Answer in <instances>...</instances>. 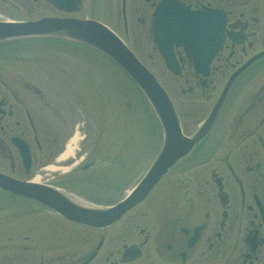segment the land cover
Instances as JSON below:
<instances>
[{
  "label": "flooded vegetation",
  "instance_id": "flooded-vegetation-1",
  "mask_svg": "<svg viewBox=\"0 0 264 264\" xmlns=\"http://www.w3.org/2000/svg\"><path fill=\"white\" fill-rule=\"evenodd\" d=\"M53 1L62 6H54L50 0H0V21L41 17L94 19L121 36L135 53L143 50V39L150 41L156 50L151 20L162 0ZM164 1L180 4L192 12L212 9L224 13L223 38L210 60L207 76L193 71L192 61L182 45L172 44L181 72L189 69L193 74L184 77L188 85L186 93L199 89L200 95L208 98L210 90L217 88V99L230 74L255 53L264 51V0ZM76 2L80 3L78 9ZM20 7L28 10L30 16L34 10H43L37 17L26 18L16 15ZM203 20L195 27H205L206 18ZM210 24L216 26L213 31L217 36L219 21L211 20ZM12 42L0 43V173L25 181H35L37 177L46 190L58 191L82 207L113 204L117 200L114 194L124 195L121 193L126 190L127 175L141 169L137 182L155 160L159 134L155 136L154 155L144 167L146 156L142 155V146L134 142L127 145L122 131L115 144L109 141V130L103 139L101 132L94 143L90 142L89 116L84 114L80 120H70L74 103L79 100L82 107L84 102L93 103L90 117L96 118L98 129H107L109 89L95 81L92 67L83 66L76 81L71 64L59 62L54 66L50 56L43 52L46 47L69 52L80 45L69 42L32 45L41 47L38 60L37 51L31 55L30 50L22 48L30 44ZM17 61L19 66L15 64ZM29 61L41 63L51 90L45 84L39 85L40 80L31 79L27 73ZM263 66L264 56L235 78L205 138L119 219L105 227H91L65 219L45 208L50 207L45 204L29 203L25 206L41 207L53 215L49 220L40 219L38 232H33L49 237L36 241L33 235L12 233L8 241L23 239L20 243H25L15 246L19 252L10 245V254L2 263L264 264V75H254ZM239 89L243 93L247 89L248 103L235 112L230 128H224L215 138L214 128L222 109ZM207 114L186 135L193 134ZM73 137L75 143L71 142ZM68 145L72 153L64 155ZM36 165H40L38 170H44L43 176H32ZM166 194L170 195L167 201L163 199ZM154 196H162L164 201L159 202L161 198L155 200Z\"/></svg>",
  "mask_w": 264,
  "mask_h": 264
},
{
  "label": "rangeland",
  "instance_id": "rangeland-1",
  "mask_svg": "<svg viewBox=\"0 0 264 264\" xmlns=\"http://www.w3.org/2000/svg\"><path fill=\"white\" fill-rule=\"evenodd\" d=\"M20 8L21 9L17 11L16 15L24 16L26 18L28 16L37 17V13L43 10V8L34 10L31 13L32 15L30 16L27 13L28 10L26 11L22 7ZM142 43L144 48L142 51H138L137 55L142 60V62L154 73L158 81L169 93L176 111L182 114V117H180V119L185 132L188 134L191 133L195 129L199 120L204 117V115L209 111L212 103L217 97L219 89L217 90L216 88L214 91L210 90L211 95L208 98H205L204 95L201 96L199 89H194L193 93L190 94L186 93V88L188 85L184 83V77L187 75L190 76V74H192L191 70L183 69L179 76L173 75L166 69L164 63L160 60V56L158 55L157 51L152 48V44L150 43V41H145V39H143ZM29 44L30 45H28V47L33 49V52L30 53L32 55L35 53L34 48L32 47L33 43ZM36 51L38 60H41V50L37 49ZM43 52L44 54L50 56L49 58L54 62V64H52L54 66L58 65L59 62L65 66H69L71 64L72 66H70L73 70V76L76 81L77 79H79L78 76L82 74L81 68H83V66H90L93 68V72L91 74L92 77H95V81L99 80L107 87V89H109L110 109L105 113L109 114V120L106 123L109 128L104 130L97 128L96 118L90 117V114L93 111L94 104L89 102H84L82 107L79 100H77V102L74 103L75 110L74 113H72L73 115L70 117V120H80L82 119V117H84V114H87L90 118L88 139H91L90 142L93 143L95 142V139L99 138L101 132H103L101 136V139H103V134H105L106 131L109 130V141L111 142V144H115L116 142H118L117 137H119L118 134L121 133V130H126L127 133L133 130L138 138L136 144H141V146H144L143 150L148 152L146 158L143 159L142 167H144L148 163V160L151 159L154 155L155 147L154 146L151 151L152 146L150 145V143L153 139V132L150 128V107L146 105L143 98H141L139 93L136 92L135 86L128 79V77L123 72H121L116 65L112 64V62L109 63L106 59L99 56L98 52L96 51L91 52L89 50L76 49L74 51L68 52L66 49L58 50L46 47L43 49ZM19 61L15 63L17 66H19L20 64ZM215 72H213L214 75L217 74H215ZM27 73L32 80H40L43 82L42 83L39 81V85L42 86L45 84L48 88H50V85L45 82V72L42 71L40 62L34 63L32 61H29L27 64ZM50 75L58 77V74L56 73H51ZM254 75H264V66L261 67V69H259L258 71H255ZM54 77L46 76L47 79H52ZM215 84L216 87H218L219 82ZM51 89L52 86L48 90ZM182 89H184L185 92H183ZM246 90L247 89H245L244 93L242 89L235 91L232 97L227 100V105L224 107V109H222L220 118L217 120L214 128L215 138L219 135V133H221L224 128H226V130L230 128L231 121L235 116V112H240L244 108L246 103H248L249 99H246ZM136 95L137 98L135 97ZM118 109L120 110L118 111ZM261 115L262 113H260L256 117V119L260 118ZM120 116L122 117L121 119H119ZM228 125L229 127H227ZM129 138L133 142L135 141V138H132L131 136ZM115 149L118 150V147H115ZM115 154L117 153H112V155ZM39 167L40 165L35 166V168L32 170V176L39 174L43 176L44 170H38ZM139 171L132 173L131 175H127V182L124 189L134 184V182L140 175ZM21 176L22 175H19V177ZM168 196L170 195L166 194L165 196H163V199L167 201ZM156 197L158 196H154L155 200L157 199ZM15 198L16 197L11 198L5 195H0V264L3 260H6L7 255L10 254V252L8 251V249L11 250L12 248V246L10 245H13V251L19 252L21 250L15 248V246H20L25 243H20L24 241L23 239H21L20 242H17V240L8 241L12 233L23 232V235L30 234L33 235V238L36 241H43L46 235V240L49 237V234L36 235L33 232H38L39 228L36 226L40 225V219L45 218L46 220H49L51 219V217H53V215L51 213L48 214L49 212L40 207H27L25 206V204L28 203L27 201L19 199L15 200ZM158 198H161V200H158L159 202L164 201L162 199V196ZM196 207H199L197 203Z\"/></svg>",
  "mask_w": 264,
  "mask_h": 264
},
{
  "label": "water",
  "instance_id": "water-1",
  "mask_svg": "<svg viewBox=\"0 0 264 264\" xmlns=\"http://www.w3.org/2000/svg\"><path fill=\"white\" fill-rule=\"evenodd\" d=\"M57 4L56 2H54ZM166 6L160 8L157 16V26L162 28L167 23ZM222 30H218L217 37H221ZM40 35H58L70 38L98 49L116 62L127 75L141 89L152 108L154 109L161 128L163 130V144L157 160L151 165L142 180L135 186L131 193L116 205L107 208L77 207L70 200L58 192L46 190L43 186L5 178L0 175V189L19 196L31 198L38 202L54 206L50 207L64 217L92 226H104L119 218V216L131 205L142 199L157 179L176 160L186 155L209 130L215 115L217 114L224 95L233 80L241 70L256 58L264 55V51L255 55L242 67L237 69L224 87L219 99L213 106L201 128L192 136L186 137L181 133L180 125L174 108L164 90L148 71L125 46L120 38L100 22L91 20H68L43 18L37 21L27 22H0V42L21 37ZM155 39L159 52L167 67L174 73H178V64L172 51V43L182 44L187 55L195 62L197 72L207 74L210 54L205 59L200 57L201 49H194L188 36L180 39L175 36H167L165 30L160 29ZM189 45V46H188ZM57 206V207H56ZM60 206V207H59Z\"/></svg>",
  "mask_w": 264,
  "mask_h": 264
},
{
  "label": "bare ground",
  "instance_id": "bare-ground-1",
  "mask_svg": "<svg viewBox=\"0 0 264 264\" xmlns=\"http://www.w3.org/2000/svg\"><path fill=\"white\" fill-rule=\"evenodd\" d=\"M73 143H75V139H73ZM69 151H71V149L70 148H68V151H67V153L69 152ZM35 181H37L38 180V178L37 177H35V179H34Z\"/></svg>",
  "mask_w": 264,
  "mask_h": 264
}]
</instances>
